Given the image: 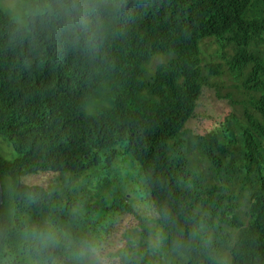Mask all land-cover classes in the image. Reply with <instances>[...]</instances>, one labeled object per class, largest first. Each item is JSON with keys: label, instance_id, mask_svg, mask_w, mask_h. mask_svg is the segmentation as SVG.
<instances>
[{"label": "trees", "instance_id": "1", "mask_svg": "<svg viewBox=\"0 0 264 264\" xmlns=\"http://www.w3.org/2000/svg\"><path fill=\"white\" fill-rule=\"evenodd\" d=\"M5 1L0 264H264V0Z\"/></svg>", "mask_w": 264, "mask_h": 264}, {"label": "rangeland", "instance_id": "2", "mask_svg": "<svg viewBox=\"0 0 264 264\" xmlns=\"http://www.w3.org/2000/svg\"><path fill=\"white\" fill-rule=\"evenodd\" d=\"M13 2H14V0H6L5 3H4V6L5 7H10V6H12ZM228 79H229V77L225 76L222 79H220L219 82L221 84L223 82L225 84H228L229 83ZM227 90H228V88L225 89L224 92H226ZM229 106H230L229 101L227 102V100H225V99H217L216 96H215V92L212 91L211 89L207 88L205 90L200 102H199V106H198V109L196 111V116L194 118H192L188 122L187 125H188V127L192 128V129L198 128L199 127V122H198L199 115H202V114H205V113H212V114L220 113V114H222V113H225L227 110L230 109ZM125 166H128V169H130V166H133V165H131V163L129 165L126 163ZM41 179H42V177L35 178V179H30L29 183L30 184L38 183V182L41 181ZM124 180H126V182H128V184H130V185H135L136 181H137V175H126L124 177ZM128 184L125 183V182H123V183L120 182V186H122L124 188H126ZM134 204L137 206V209H138L137 213L140 216H142L143 218L147 219V221L150 223V221L153 219L151 207L149 205L147 206L144 203H140V202H136ZM109 216L112 217L111 215H109ZM116 219H117V217H116ZM109 223L110 222H108L106 224V227H107V225ZM106 227H104V228H106ZM136 232L140 234V233H142V230L141 229H137ZM83 234H84V236H86V232H83ZM137 238H140V237H138L136 235L132 237L133 240H136V242H138ZM125 239L126 238H124V240ZM141 246H142V244H141ZM80 248H81V243H79V242L77 244H74L73 248H72V251L75 252L74 253L75 259H77V260L79 259L77 255L80 254Z\"/></svg>", "mask_w": 264, "mask_h": 264}, {"label": "water", "instance_id": "3", "mask_svg": "<svg viewBox=\"0 0 264 264\" xmlns=\"http://www.w3.org/2000/svg\"><path fill=\"white\" fill-rule=\"evenodd\" d=\"M3 203H4V191H3L2 183L0 181V208L2 207Z\"/></svg>", "mask_w": 264, "mask_h": 264}, {"label": "clouds", "instance_id": "4", "mask_svg": "<svg viewBox=\"0 0 264 264\" xmlns=\"http://www.w3.org/2000/svg\"><path fill=\"white\" fill-rule=\"evenodd\" d=\"M68 253V251L66 252V254Z\"/></svg>", "mask_w": 264, "mask_h": 264}, {"label": "bare ground", "instance_id": "5", "mask_svg": "<svg viewBox=\"0 0 264 264\" xmlns=\"http://www.w3.org/2000/svg\"><path fill=\"white\" fill-rule=\"evenodd\" d=\"M4 191V190H3Z\"/></svg>", "mask_w": 264, "mask_h": 264}]
</instances>
